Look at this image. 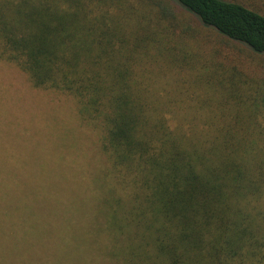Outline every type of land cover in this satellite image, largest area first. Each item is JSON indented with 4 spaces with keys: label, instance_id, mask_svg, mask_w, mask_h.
<instances>
[{
    "label": "trees",
    "instance_id": "trees-1",
    "mask_svg": "<svg viewBox=\"0 0 264 264\" xmlns=\"http://www.w3.org/2000/svg\"><path fill=\"white\" fill-rule=\"evenodd\" d=\"M260 3L0 0V63L75 99L111 166L55 214L1 181L3 264H264V67L223 58L264 59Z\"/></svg>",
    "mask_w": 264,
    "mask_h": 264
},
{
    "label": "rangeland",
    "instance_id": "rangeland-1",
    "mask_svg": "<svg viewBox=\"0 0 264 264\" xmlns=\"http://www.w3.org/2000/svg\"><path fill=\"white\" fill-rule=\"evenodd\" d=\"M259 5L264 6V1ZM227 54L223 58L230 68L238 67L252 75L264 67L260 57L243 54L232 61ZM77 104L65 94L33 90L16 67L0 63V183L24 184L30 193L27 198L34 199L32 205L37 211L60 212L63 207L54 197H70L71 192L72 198L80 200L78 205L89 204L88 199L98 193L100 178L111 168L101 149L99 130L81 119ZM44 123H48L47 128H43ZM63 144L72 145L71 149L62 148ZM41 200L44 202L38 203ZM15 252L4 253L11 259L4 264H34L31 257L21 259L14 256Z\"/></svg>",
    "mask_w": 264,
    "mask_h": 264
}]
</instances>
